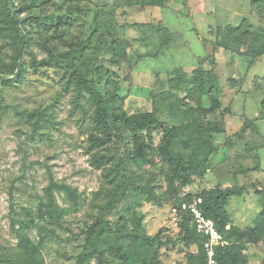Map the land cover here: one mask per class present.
<instances>
[{"label": "rangeland", "instance_id": "rangeland-1", "mask_svg": "<svg viewBox=\"0 0 264 264\" xmlns=\"http://www.w3.org/2000/svg\"><path fill=\"white\" fill-rule=\"evenodd\" d=\"M252 1L255 0H168L160 7H131L122 0H89L77 4L80 14L72 15L71 30L74 41L85 40L97 14L111 15L114 38L122 42L126 64L116 70L108 67L114 73L112 78L118 84V95L127 115L154 113L159 125L178 126L179 122L169 114V104L175 100L169 94L183 97L184 93L171 91L170 74L179 70L189 75L200 69L211 76L220 91L224 132L213 136L215 152L210 158L211 169L202 180L184 188L181 197L215 188L223 191L242 188L226 207L231 222L240 228L252 227L259 214L264 222V120L256 118L264 99V57L251 63L249 58L225 50L221 43L226 38L225 28L235 27L243 19L247 23L245 31L264 30V21L258 20L251 10ZM24 3L28 5L30 1ZM15 5L14 9L20 8ZM46 6L30 9L23 6L26 11L17 15L30 30L29 47L22 57L20 77L11 83H0V250L7 253L16 245L10 226L12 220L35 219L39 198L51 176L75 189L81 205L66 218L71 232L61 234L55 244H46L43 264H76L73 255L81 239L78 230L84 222H95L97 210L92 201L98 198L96 194L101 189H115L103 178L102 169L91 165V157L101 151L115 157L110 166L121 165L128 154V144L125 145L128 140L123 134L113 133L108 148L89 149L91 107L86 98L80 100L85 112L75 107L72 87L66 86L69 74L51 61L43 43L45 38L53 39L60 33L54 26H40V20L35 23L39 16L51 21L59 17L60 11ZM27 20L33 24L29 26ZM163 27L170 32L164 48L159 46L157 34L158 28ZM51 43L60 52L67 48L57 37ZM11 54L8 42L0 38V75L7 78L11 77L8 71ZM44 60L51 63L45 64ZM95 83L101 89L102 76L95 77ZM203 102L208 105L206 99ZM37 109L48 114V122H42L34 133V120L29 113ZM247 121L256 123V132L252 125L242 130ZM151 130L156 150L162 129L151 127ZM145 140L149 143L148 138ZM156 155L155 152L158 160ZM145 168L133 170L131 183L137 194L140 188L152 187L156 195L163 193L165 168L143 171ZM127 193L112 210L109 220L122 216L128 229L138 220L142 231L149 236L159 234L163 240L165 236L175 238L177 220L167 195L156 204L145 196L134 202L126 198ZM57 201L65 206L62 195L57 196ZM40 223L35 221L23 232L32 242H37L34 227ZM159 252L164 264L185 261L187 254L196 253L194 248L179 245L161 248ZM245 253L248 264H264V242L248 245ZM88 264L97 261L92 259ZM103 264L121 263L109 256Z\"/></svg>", "mask_w": 264, "mask_h": 264}, {"label": "trees", "instance_id": "trees-1", "mask_svg": "<svg viewBox=\"0 0 264 264\" xmlns=\"http://www.w3.org/2000/svg\"><path fill=\"white\" fill-rule=\"evenodd\" d=\"M25 1L0 0V38L5 39L12 49L9 57L11 66L8 67L11 77L0 75V83H11L13 79L20 77L23 69L22 57L29 47L27 37L30 30L17 15L20 16L21 12L32 7L41 8L47 4L46 7H55V10L60 11L59 17L51 21L39 16L35 23L40 20L39 25L44 28L54 26L60 34L53 39L59 38L67 47L65 51L60 52L51 43L53 39L43 40L51 61L62 66L69 74L66 86L72 87V103L81 112H85L80 100L86 98L91 107L89 149L108 148L107 143L113 133L123 134L128 140L125 142V145L128 144V154L124 156L121 165L110 166L115 157L101 151L91 157V165L102 169L103 178L115 189H101L96 194L98 198L102 196L101 199L92 201L97 210L93 217L95 222H84L78 230L81 239L78 242V251L73 255L75 263L88 264L90 260L95 259L97 264H103L110 256L121 264H164L159 250L179 245L186 249L194 248L196 253L187 254L185 261L175 264H207L203 249L206 238L196 233L191 215L181 210L182 203L201 198L200 207L204 216L213 221L216 230L227 242L224 247L214 249L216 264H248L245 251L248 245L264 242V222L259 218L261 214L259 219L254 220L252 227L240 228L231 222L226 207L231 197L239 196L242 188L227 191L215 188L181 197L184 188L202 180L211 169L210 158L215 152L213 136L224 132L220 91L211 76L200 69H194L189 75L179 70L170 74L168 82L171 91L184 93L183 97L169 94L175 98L169 104V114L179 122L178 126L159 125L154 113L127 115L118 95V84L112 78L114 73H111L108 67L110 65L116 70L126 64V52L122 42L114 38L115 26L111 15L97 14L90 24V31L85 40L74 41L71 31L74 21L72 15L78 12L79 2L89 0H59L60 3H56V0H27L31 3L28 5ZM122 1L131 7H160L168 0ZM16 3L20 8L14 9ZM250 7L258 20L264 21V0L252 1ZM28 24L31 26L33 23ZM246 26V19H243L235 27H226V38L221 46L231 53L249 58L252 63L264 57V30L249 33L245 31ZM169 33L165 27L157 30L159 46L162 48L168 44ZM51 61L44 60L43 63L48 64ZM99 76L103 78L101 89H98L95 83V77ZM204 99L208 102L207 106L204 105ZM26 114L28 115V112ZM29 115L31 120H34V133L42 122H48V114L45 111L37 109ZM257 118L264 120V99L261 101ZM254 121H247L242 130L252 125L253 132H256ZM151 127L162 129L161 142L156 150L152 145ZM155 152L158 160L155 158ZM142 167H147V170L165 168L163 175L166 189L163 193L156 195L152 187L140 188L141 192L137 194L131 179L133 170ZM147 170L145 168L143 171ZM126 193V198L130 197L134 202L145 196L156 204L161 199L165 200L167 195L177 220L178 232L175 238L165 236L163 240L159 234L149 236L142 231L138 220L134 221L129 229L122 216L113 221L109 220L113 216L112 210ZM58 195L63 196L65 206L62 207L58 203ZM80 205V195L75 189L58 183L50 176L39 198L35 219L12 220L10 226L16 245L7 253L0 250V264H43V250L46 244H55L61 234L71 232L66 225V218L79 210ZM28 214L29 212H26V216ZM35 221H41L40 225L34 227L38 236L36 243L23 233L31 228Z\"/></svg>", "mask_w": 264, "mask_h": 264}, {"label": "built area", "instance_id": "built-area-1", "mask_svg": "<svg viewBox=\"0 0 264 264\" xmlns=\"http://www.w3.org/2000/svg\"><path fill=\"white\" fill-rule=\"evenodd\" d=\"M201 203L202 201L200 198L194 199L189 203H183L181 205V210L187 211L191 215L196 233L206 238L203 249L206 254L207 264H216L214 249L217 247H224L227 242L218 233L213 221L204 216L200 207Z\"/></svg>", "mask_w": 264, "mask_h": 264}, {"label": "clouds", "instance_id": "clouds-1", "mask_svg": "<svg viewBox=\"0 0 264 264\" xmlns=\"http://www.w3.org/2000/svg\"><path fill=\"white\" fill-rule=\"evenodd\" d=\"M196 199H197V198H196ZM200 199H201V198H200ZM193 200H194V199H193ZM193 200H192V201H193ZM185 203H186V202H185ZM182 204H183V203H182ZM208 219H209V218H208ZM215 263H216V262H215Z\"/></svg>", "mask_w": 264, "mask_h": 264}, {"label": "crops", "instance_id": "crops-1", "mask_svg": "<svg viewBox=\"0 0 264 264\" xmlns=\"http://www.w3.org/2000/svg\"><path fill=\"white\" fill-rule=\"evenodd\" d=\"M257 118V117H256ZM255 125H256V123H255Z\"/></svg>", "mask_w": 264, "mask_h": 264}]
</instances>
